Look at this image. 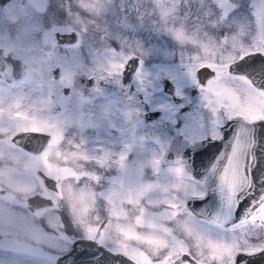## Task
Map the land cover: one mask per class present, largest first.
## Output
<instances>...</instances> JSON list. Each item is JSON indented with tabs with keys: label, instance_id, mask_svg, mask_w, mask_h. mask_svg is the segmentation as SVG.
Masks as SVG:
<instances>
[{
	"label": "rangeland",
	"instance_id": "1",
	"mask_svg": "<svg viewBox=\"0 0 264 264\" xmlns=\"http://www.w3.org/2000/svg\"><path fill=\"white\" fill-rule=\"evenodd\" d=\"M10 2L4 3L8 12L0 7V41L10 45L15 55L22 57L28 72L22 81L13 85L0 80V187L3 188L0 191V224L6 227L10 220L19 221L20 225L34 221L35 210L28 209L25 201V195L34 189L51 195L53 204L46 205L42 215L54 217L57 229L61 211L70 215L74 211H83L87 196L108 194L116 199L141 196V199L138 197L141 205L137 198L132 199L138 208L131 210L130 206L122 210L112 203L110 210H121L125 220L111 223L110 227L118 230L108 231L117 232L126 239L127 245L123 249L129 255L144 264H160L168 252L165 242L173 248L177 243L171 228L165 224V212L171 211L165 209V202H171L178 192L199 183L180 161L164 158V151L173 136L166 121L146 123L141 111L145 107L158 106L164 109L162 116L171 119L170 106L161 90L160 75H168L180 86L197 64L226 62L232 53L213 58L204 43L200 47L193 45L219 34L240 37L250 35L254 26L256 30L261 29L264 2ZM70 28L76 30L77 41L57 43L53 30ZM240 43L252 44L249 40ZM131 53L139 55L140 64L135 75L137 90H129L119 77L122 62ZM54 64L60 67L57 78L51 73ZM77 72L92 74L95 78L90 93H83L80 86L74 84ZM63 84L68 85L65 92ZM135 111L137 119L133 116ZM137 125L140 128L134 131ZM26 127L51 133V142L42 153L32 155L9 139L14 130ZM119 132H124L127 145L134 137L139 138L134 145L136 154L130 159L127 156L126 161L124 147L117 137ZM108 154L110 161H105ZM107 164L110 165L111 184L90 187L76 182L83 177L97 179L94 166L103 169ZM36 167L56 178L57 191L43 185ZM123 179H127L126 185L119 184ZM77 201L79 205L75 208ZM57 231L61 237L59 251L71 235L64 238L65 232ZM211 234L217 239L231 240L233 236L219 228H212ZM24 235L17 229L11 238H23ZM247 235L259 237L252 243H264L262 228H249ZM235 236L240 241L246 239L241 233ZM145 239L147 243L143 242ZM212 247L215 255H223L222 249ZM154 248H164V251L157 253ZM26 264H41V261L29 259ZM176 264L181 262L176 261Z\"/></svg>",
	"mask_w": 264,
	"mask_h": 264
},
{
	"label": "snow or ice",
	"instance_id": "2",
	"mask_svg": "<svg viewBox=\"0 0 264 264\" xmlns=\"http://www.w3.org/2000/svg\"><path fill=\"white\" fill-rule=\"evenodd\" d=\"M258 65L259 70L264 72V49L241 56L228 69L230 73H248L250 70H257ZM199 75L202 78L199 83L203 84L205 79L213 75V71L205 66L199 70ZM130 78L126 77L125 82ZM242 78L264 97V85L257 87L248 75ZM172 88V84L165 81L163 91L170 92ZM192 95H196V90ZM243 106L239 98L235 104L227 98L222 100L221 107L231 113L227 116V121L217 122L211 135H205L184 148L183 158H190L192 166L190 175L200 183L178 192L171 202H165V209H171L170 212H165V224L171 228V234L176 237L177 243L173 248L165 242L164 247L168 252L160 260V264H176V261L181 264H249L248 257L264 253V243L251 242L259 237L247 235L249 228L264 229V170L257 169L260 172L259 193L254 179L258 143L256 126L264 123V100H257L256 113L247 116L240 114ZM189 112L190 106L181 103L179 117H185ZM160 116L159 111L145 113L148 122L155 121ZM173 124L175 128L172 135L183 140L185 120L178 118ZM229 127L232 129L230 134L227 131ZM31 136L51 142V134L37 128L31 129ZM197 143L199 148H196ZM206 157L212 158L203 173L194 171L199 167L197 160ZM213 184L217 187H211ZM210 197L214 198V204L209 203ZM31 199L36 205L33 222L20 225L19 221L10 220L6 227L0 224V264H26L29 259L41 261V264H93L94 260H100L97 258L100 254L103 259H121V253L106 250L102 242L98 243L91 236L84 240H72L62 254H57L61 237L55 218L42 215L46 210L43 201L48 200V204H51V200L47 197H39L40 202L35 198ZM197 201L205 202V206L195 208L193 205ZM62 223L61 221V225ZM212 228L232 233V239L215 238L211 234ZM17 229L22 230L25 235L23 238L12 239ZM236 233H241L246 239L238 240ZM69 235L65 232L64 238ZM143 242L147 243V240ZM212 246L222 249L223 255H215ZM89 248H95L96 251L90 253ZM154 251L158 253L164 251V248H154ZM121 264H131L130 259H122Z\"/></svg>",
	"mask_w": 264,
	"mask_h": 264
},
{
	"label": "flooded vegetation",
	"instance_id": "3",
	"mask_svg": "<svg viewBox=\"0 0 264 264\" xmlns=\"http://www.w3.org/2000/svg\"><path fill=\"white\" fill-rule=\"evenodd\" d=\"M10 1H13V0H0V7H2L4 10L7 11V7H4V3L6 2V4H9L11 3ZM262 29H263V22H262L261 29L256 30V27L254 26V30L251 29L252 30L251 34L247 36L228 37L227 35L225 36L224 34H219V35H215L214 37L206 38L202 41H196V42L194 41L195 44L193 46L195 47H200L201 44L204 43V46L207 47L208 49L207 52L211 56H213V58H219L220 56L222 57L223 55L226 56L225 54L227 53L228 55H230L231 53L233 55L226 62L221 63L219 60H217L220 63L216 61L215 64L208 63V62H201L197 64L194 67V70L192 72L186 74L185 80L180 86H178L176 82H174V80L168 75L166 74L160 75L159 81L161 84L160 86H161L162 91H163L162 76H168L174 84L173 94L163 91V93H165L166 95L165 101L170 106L171 119H167V118L165 119L162 116L164 109L158 106L145 107L141 111V117L147 123L148 121L145 119L144 111L147 109H158V111L161 113V116L159 119L152 121V123L159 122V120L166 121V126L170 129L171 132H173L175 128V125L173 124L174 120L178 118H182L185 120V128L182 131L184 139L180 140L177 138V136L173 135L172 138L168 142L167 148L165 149L163 156L165 159H168V160L170 159V160L180 161L183 164L184 168L188 171L189 175L191 172L188 168V165L182 159L181 155L178 153V150L187 143H193L201 139L205 135H211L217 122L227 121V116L231 113L230 111H226L224 108L221 107V101L227 98L231 100L233 104H235L237 102V98H239V100L243 102L244 104V106L240 110V114L247 116V115L256 113L257 100H264V97H261L260 94L255 91L252 84H249L248 82L243 80L242 77L245 74L230 73L228 69V63L232 59L240 56L241 54L247 51H255L258 49H264V35L262 32ZM256 32H258V34H256ZM245 40H249V42L251 41L252 44L242 45L240 42H243ZM253 42L255 44H253ZM0 47L2 50L11 51L13 54H15L13 48L8 44H5L0 41ZM138 58H139V55H138ZM200 64H207L213 69V75L205 79V82L203 84L199 83L200 79L202 78L198 76L196 73V68ZM122 65H123V62H122ZM137 69L134 71L132 77L127 80V82H125V80L122 79L121 69H120V73H119L120 80L123 84H126L129 90H137V87L135 85V75H136ZM78 73L79 72L75 74L74 84L77 86H80V89L83 93H86V94L90 93L94 85L88 91H86L87 84H85V81L82 80V78L78 75ZM259 79H260L259 84H255L253 82L257 87H259V85H264V72L260 73ZM0 80L8 85L14 84V83H9L2 78H0ZM63 85H67V84H63ZM245 88L247 90H245ZM194 90H196L195 96L192 95V92ZM249 95L252 98H250ZM247 96H248V100H245ZM181 103L185 106H190V112L185 117H179V107ZM248 109H252L253 112L252 113L251 111L249 112ZM110 110L112 111V109ZM133 116L135 119H137V111L133 113ZM139 128H140V125H137V128H135L134 131H136ZM123 133L124 132H119L118 133L119 135L117 137L119 138L120 144H122L124 147L123 149L124 150V160L126 161L127 156H129L128 159H130L132 155L136 154L135 151L137 150V148L134 145L136 144L137 139L139 138L134 137V140H130V142L128 143L129 145H127L123 137L124 136ZM9 139H10V135H9ZM121 139H124V141H121ZM14 145L19 147L22 150H25L26 152L32 155L40 154L44 151V149H46L44 148L43 150L37 153H33L16 144ZM109 156L110 154H108V157H106L105 161H108V160L110 161ZM109 164L104 165L103 169H99L100 167L99 165L97 167L94 166L96 171L98 172V176L96 177L97 179H92V178L86 179L85 177H83V178H78L76 182L78 183V185H80L79 183H85V184H88V186L90 187H95V186L99 187L105 184L107 185L111 184V179L109 177V174H110ZM38 170H43V169L41 167H36V171ZM55 181H56V178H55ZM126 181L127 179L126 180L123 179L122 181L120 180L119 184L126 185ZM132 181L133 180L131 179L130 185L132 184ZM43 185L50 190H53V191L58 190L57 184H56V188L54 189L47 187L44 183ZM136 186H137V183L135 184V187ZM0 191H3V188L0 189ZM33 191H38L42 194L49 195L47 193L42 192L40 189H34ZM49 196L51 197V195ZM138 197L139 199H141V196L136 197L133 195H130L127 197L122 196L121 198L116 199V196L112 197L111 195H108V194H104V195L98 194V195H93V196H87L88 200L86 201V206L84 205L82 206L84 208L83 211H74L72 215H70L69 212L67 211L66 212L61 211L60 216H59L60 227H58L57 230L67 232L71 236L67 240L66 245L62 249H60L57 252V254L62 253L64 250H66L67 247L70 246L72 239L77 238V237H89V236L94 238L98 243L102 242L104 246L110 250L122 251L126 253V251H124L123 249V247L127 245L126 239L124 240L123 238H121V235L118 234L117 232L108 231V230L110 231L118 230L115 227L111 228L110 224L111 223L115 224L120 219L125 220V217L121 216V210H119V212H116L110 209L113 208L114 203L117 204L116 208H119L122 210L128 208L127 206H130V210L133 208H138L135 201L132 202V199L135 200L136 198L139 201ZM139 202L141 205V201ZM52 204H53V199H52V203L49 205H52ZM78 205H79V201H77L75 208H77ZM28 209L33 211L35 210V207H32V208L28 207ZM61 221L63 222L62 225H61ZM117 242H119V244ZM135 244L138 245L137 243ZM134 259L137 261L138 264H144L143 261L137 260L136 258Z\"/></svg>",
	"mask_w": 264,
	"mask_h": 264
},
{
	"label": "water",
	"instance_id": "4",
	"mask_svg": "<svg viewBox=\"0 0 264 264\" xmlns=\"http://www.w3.org/2000/svg\"><path fill=\"white\" fill-rule=\"evenodd\" d=\"M263 18H264V16H263ZM262 32L264 35V19H263ZM53 34H54L55 40L59 43H73V42L77 41V38H78L77 32L74 28L65 29V30L54 29ZM72 37H75V39L73 40ZM249 52H254V51H247V52L241 54L240 56H238L237 58L232 59L228 63V66L236 63L240 59L241 56L247 55ZM133 61H136V63H133ZM138 65H139V58H138L137 54L133 53V54L127 55V57L123 61V65L121 68L122 79L125 80V78L128 76L132 77V75H133L134 71L137 69ZM205 66H207L208 68H210L213 71V69L210 66H208L207 64H200L196 68V73L198 76H200L199 70L204 68ZM27 72H28L27 63L21 57L13 54L11 51L2 50L0 47V78L4 79L5 81H7L9 83H15L18 81H22L26 77ZM261 72L262 71L259 70V65H258L257 70H254V71L250 70L248 73H243V74L250 76L252 81L255 84H259L260 83L259 75ZM51 73H52L53 77H55V78L59 77L60 67L58 64H54L51 67ZM78 75L82 78V80L85 81V84H87L86 91H88L94 85L95 78L92 76V74H86L84 72H79ZM165 81L172 84L173 88L169 93L173 94L174 93L173 82L171 81V79L168 76H162V88H163ZM62 87H63L64 92L67 91L68 85H63ZM151 111H158V109H147L144 111V115L146 112H151ZM233 122H235V121H233ZM31 129H32L31 127L18 128L10 134V139L14 144H16V145H18V146H20V147H22V148H24L30 152L37 153V152L43 150L44 148H46V146L48 145V142L33 138L31 136ZM37 129H39V128H37ZM39 130L49 132L45 129H39ZM227 131L230 134L232 129L229 127V128H227ZM256 136H257L258 143H257V149H256L257 164H256V167L254 168V179L256 180V183H257V193H259V191H260V186H259L260 172H258L257 169L264 170V123H261V124L256 126ZM190 144H192V143H187L184 146H182V148H180L178 150V153L181 155L182 159L188 165L190 172H192V166L189 162L190 158H187V159L183 158L184 148ZM199 146L200 145L197 143L196 148H199ZM197 150H199V149H197ZM212 151L215 153L214 148L212 149ZM211 158L212 157H206V158H203L201 160H197V165L199 167L195 168L193 170L199 171L202 174L204 169L210 163ZM38 173H39L43 183L47 187L52 188V189L56 188L55 177L46 173L43 170H38ZM209 175L211 176L212 173H209ZM211 187H217V186L213 184V185H211ZM0 189H2V188H0ZM39 197H47L51 200V203H52V198L49 195L42 194L38 191H33V192L26 194V196H25V201H26L27 206L31 207V208L35 207L36 205H35V203H33V199H31V198H35L37 200V202H40L38 199ZM209 203L214 204V198L210 197ZM43 204L49 205L48 200H44ZM193 206L198 209L200 207H204L205 202L197 201V202H194ZM85 238L86 237H77V238H74L72 240H84ZM105 249L109 250L110 252L121 253L122 254L121 259L120 260L103 259L102 254H100L101 256L97 257L100 260H94L93 264H121V260L125 259V258L130 259L131 264H138L137 261L133 257H131L130 255H128L122 251L110 250L107 247H105ZM80 250H83V249H80ZM93 251H96V249L95 248H89L90 253ZM59 254H62V253H59ZM247 259L249 261V264H264V253L258 254L255 257H248Z\"/></svg>",
	"mask_w": 264,
	"mask_h": 264
}]
</instances>
